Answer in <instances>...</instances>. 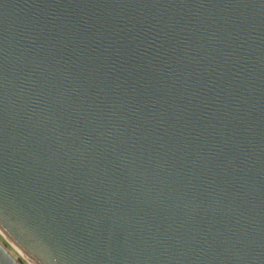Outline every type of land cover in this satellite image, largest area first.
<instances>
[{"label":"water","instance_id":"water-1","mask_svg":"<svg viewBox=\"0 0 264 264\" xmlns=\"http://www.w3.org/2000/svg\"><path fill=\"white\" fill-rule=\"evenodd\" d=\"M0 228L37 264H264V0H0Z\"/></svg>","mask_w":264,"mask_h":264},{"label":"rangeland","instance_id":"rangeland-1","mask_svg":"<svg viewBox=\"0 0 264 264\" xmlns=\"http://www.w3.org/2000/svg\"><path fill=\"white\" fill-rule=\"evenodd\" d=\"M0 241H2L7 246V248L20 260L22 264H33L28 260L24 253L19 250V248H16V246H14V244L2 234V232H0Z\"/></svg>","mask_w":264,"mask_h":264},{"label":"clouds","instance_id":"clouds-1","mask_svg":"<svg viewBox=\"0 0 264 264\" xmlns=\"http://www.w3.org/2000/svg\"><path fill=\"white\" fill-rule=\"evenodd\" d=\"M0 264H16L15 258L3 247H0Z\"/></svg>","mask_w":264,"mask_h":264},{"label":"bare ground","instance_id":"bare-ground-1","mask_svg":"<svg viewBox=\"0 0 264 264\" xmlns=\"http://www.w3.org/2000/svg\"><path fill=\"white\" fill-rule=\"evenodd\" d=\"M0 232H2L3 235H5L10 242H12L14 244V246H16V248H19V250H21L22 253H24V255L28 258V260L33 263V264H37L31 257H29L17 244H15L0 228Z\"/></svg>","mask_w":264,"mask_h":264}]
</instances>
